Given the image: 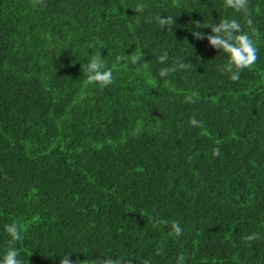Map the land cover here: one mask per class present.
I'll use <instances>...</instances> for the list:
<instances>
[{"label":"trees","instance_id":"obj_1","mask_svg":"<svg viewBox=\"0 0 264 264\" xmlns=\"http://www.w3.org/2000/svg\"><path fill=\"white\" fill-rule=\"evenodd\" d=\"M247 14L225 0H0V257L264 264V0ZM233 18L258 49L235 81L206 38ZM94 55L107 87L88 82Z\"/></svg>","mask_w":264,"mask_h":264},{"label":"clouds","instance_id":"obj_2","mask_svg":"<svg viewBox=\"0 0 264 264\" xmlns=\"http://www.w3.org/2000/svg\"><path fill=\"white\" fill-rule=\"evenodd\" d=\"M225 5L229 9L234 10L237 13H243L246 16V24L251 26L253 24L252 18L247 14L248 0H225ZM137 12H143L144 8L141 6L136 9ZM161 28L165 25H173L174 17L159 15L156 17ZM212 33L206 36L209 43L217 49L224 51L229 56V62L223 66L222 70L231 74L232 80H239L240 72L246 68H251L258 59V49L250 36V34L244 30L239 20L226 19L220 21L218 24L211 25ZM194 35L199 39L205 38V33L196 31ZM100 56H91L86 72L88 74L89 83H98L101 87H107L114 82V75L112 69H105ZM142 56H133L131 63H137ZM169 59L167 52L159 57V60L163 63ZM186 63L177 61L174 66L163 67L159 71V76L162 78L168 77L169 73H175L178 70L187 68ZM186 100L194 102L192 96H187ZM199 121L192 119V125H199ZM213 155H220V149H214ZM166 223V222H165ZM172 228L177 237L183 234V228L178 222L172 223ZM6 232L11 237V242H16L21 239V230L16 223H9L5 226ZM248 239H254L253 236H249ZM123 257L113 259L112 256H104L101 259V264H122ZM0 264H23L20 254L14 246L8 248L3 257H0ZM60 264H74L70 255H64L60 261ZM78 264V262H77ZM131 264V261L128 262ZM176 264H185V257L180 254L177 257Z\"/></svg>","mask_w":264,"mask_h":264}]
</instances>
